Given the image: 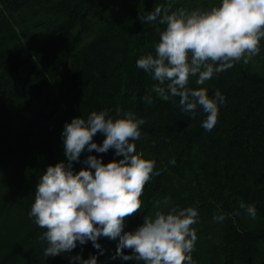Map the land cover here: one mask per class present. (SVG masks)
I'll list each match as a JSON object with an SVG mask.
<instances>
[{"label": "trees", "instance_id": "obj_1", "mask_svg": "<svg viewBox=\"0 0 264 264\" xmlns=\"http://www.w3.org/2000/svg\"><path fill=\"white\" fill-rule=\"evenodd\" d=\"M169 2L173 10L191 11L220 0H0V264H78L71 260L78 254L96 256L97 264H143L116 256L119 238L103 236L102 252L89 241L45 257V230L28 215L43 172L67 164L65 124L93 111L114 116L117 108L146 121L136 150L161 172L146 184L140 212L126 218L123 231L141 226L156 201L165 212L194 207V264H264V41L248 64L236 63L204 85L190 78L189 88L225 97L216 125L206 131L201 108L192 119L178 97L159 99L151 92L156 82L136 65L154 54L156 28H163L140 16ZM104 138L97 133L93 140ZM88 155L105 164L122 159L114 149L84 152L74 172L87 167ZM241 202L255 205V219ZM221 213L226 218L214 221Z\"/></svg>", "mask_w": 264, "mask_h": 264}, {"label": "clouds", "instance_id": "obj_2", "mask_svg": "<svg viewBox=\"0 0 264 264\" xmlns=\"http://www.w3.org/2000/svg\"><path fill=\"white\" fill-rule=\"evenodd\" d=\"M143 23H156L158 42L154 54L141 56L136 65L156 83L151 92L163 100L179 98L182 112L195 119L198 107L206 114L202 127L211 131L217 123L219 105L225 97L217 90L209 96L204 87H188L191 77L197 85H204L215 74L226 71L234 64H248L261 51L264 41V0H220L209 9L188 11L184 7L173 10L172 3L158 5L142 14ZM144 101L153 103L152 95ZM146 121L131 111H93L87 118L76 117L66 123L62 132L67 164L59 162L48 166L40 177L34 202L28 213L35 225L44 229L41 240L47 241L45 257L68 254L91 241L96 249L100 237L119 238L116 256L143 264H194L192 253L197 232L192 226L198 222L194 207H173L165 212L161 202H154L155 211L143 217V224L135 231L124 232L125 220L140 212L141 196L153 175L156 163L136 150L135 141L141 137V126ZM97 133L105 138L102 144L94 142ZM115 150L117 157L107 164L94 155H88L87 166L73 171V162L81 154L107 153ZM175 164V159L170 161ZM163 171V170H161ZM168 205V200L163 201ZM247 215L255 219L254 204H239ZM224 214L214 215L222 222ZM124 249H131L125 255ZM115 258V257H114ZM78 264H97V257H71Z\"/></svg>", "mask_w": 264, "mask_h": 264}]
</instances>
